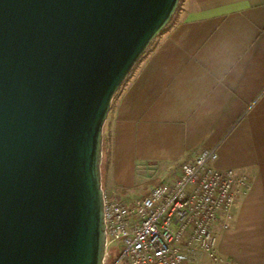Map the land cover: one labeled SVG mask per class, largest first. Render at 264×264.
I'll use <instances>...</instances> for the list:
<instances>
[{"label":"water","instance_id":"95a60500","mask_svg":"<svg viewBox=\"0 0 264 264\" xmlns=\"http://www.w3.org/2000/svg\"><path fill=\"white\" fill-rule=\"evenodd\" d=\"M181 0H0V264H102V129Z\"/></svg>","mask_w":264,"mask_h":264},{"label":"crops","instance_id":"0c3cea01","mask_svg":"<svg viewBox=\"0 0 264 264\" xmlns=\"http://www.w3.org/2000/svg\"><path fill=\"white\" fill-rule=\"evenodd\" d=\"M138 62L108 116L103 192L172 179L216 148L217 169L250 180L229 228L214 227L216 252L235 264H264V0H181Z\"/></svg>","mask_w":264,"mask_h":264},{"label":"built area","instance_id":"2783aa9c","mask_svg":"<svg viewBox=\"0 0 264 264\" xmlns=\"http://www.w3.org/2000/svg\"><path fill=\"white\" fill-rule=\"evenodd\" d=\"M216 148L184 162L169 182L133 202L103 193L102 264H235L216 252L214 227L227 230L237 201L250 188L246 173L219 170Z\"/></svg>","mask_w":264,"mask_h":264},{"label":"rangeland","instance_id":"374dc122","mask_svg":"<svg viewBox=\"0 0 264 264\" xmlns=\"http://www.w3.org/2000/svg\"><path fill=\"white\" fill-rule=\"evenodd\" d=\"M179 7H180V4H179ZM179 7H178V9H179ZM178 9H177V11H178ZM174 15H176V13ZM174 15H173L172 19L174 18ZM172 19H171V21H172ZM171 21H170V23H171ZM153 45H154V40L148 46L145 53L149 49H151L153 47ZM138 64H139V62L135 65V67H137ZM130 74H131V72H130ZM128 77H127V79H128ZM126 80L124 81V83L126 82ZM123 84H122V86H123ZM121 87L118 89V91L116 92V94L114 95V97L111 101L109 113L115 105V100L117 98V95H118ZM109 113H108V116H109ZM108 116H107V119H106V121L103 125V129H102V158H101L100 174H101V187H102L103 191L106 190L105 186H104V176H105V169H106V166L108 163V158H109V153H110V139H111L110 132L108 131V124H107L108 123ZM169 180H171V179L167 176L166 177L165 176H155V177L153 176V177H148L146 180H142V179L139 180V182L137 183L138 185L136 187L132 188V190H129L127 193L122 191V190H118V191H115V193H114L115 195H113L111 197L108 196L106 191H105V193L104 192L103 193L107 196L108 200H110L112 202H122V203L123 202H133L137 199L142 198L144 195H146L148 193V191H146V190L150 191V189H152L153 187L158 186V185L165 183V182H169ZM143 181H144V183L142 185Z\"/></svg>","mask_w":264,"mask_h":264}]
</instances>
